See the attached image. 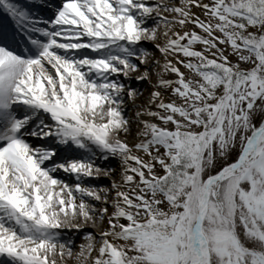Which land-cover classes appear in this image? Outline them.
Masks as SVG:
<instances>
[{
	"label": "snow or ice",
	"instance_id": "6c2138e0",
	"mask_svg": "<svg viewBox=\"0 0 264 264\" xmlns=\"http://www.w3.org/2000/svg\"><path fill=\"white\" fill-rule=\"evenodd\" d=\"M0 17V264H264V0Z\"/></svg>",
	"mask_w": 264,
	"mask_h": 264
},
{
	"label": "rangeland",
	"instance_id": "374dc122",
	"mask_svg": "<svg viewBox=\"0 0 264 264\" xmlns=\"http://www.w3.org/2000/svg\"><path fill=\"white\" fill-rule=\"evenodd\" d=\"M150 47V46H149ZM133 87H139V85H137L136 83H135V81H133ZM127 114H129V113H127ZM78 241H79V243H80V240L78 239Z\"/></svg>",
	"mask_w": 264,
	"mask_h": 264
},
{
	"label": "bare ground",
	"instance_id": "6f19581e",
	"mask_svg": "<svg viewBox=\"0 0 264 264\" xmlns=\"http://www.w3.org/2000/svg\"><path fill=\"white\" fill-rule=\"evenodd\" d=\"M129 115H131V111H129ZM77 243H79V241L77 240Z\"/></svg>",
	"mask_w": 264,
	"mask_h": 264
}]
</instances>
